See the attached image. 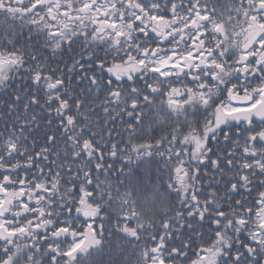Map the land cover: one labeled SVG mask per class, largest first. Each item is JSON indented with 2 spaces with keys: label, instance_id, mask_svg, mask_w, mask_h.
I'll return each instance as SVG.
<instances>
[{
  "label": "snow or ice",
  "instance_id": "obj_1",
  "mask_svg": "<svg viewBox=\"0 0 264 264\" xmlns=\"http://www.w3.org/2000/svg\"><path fill=\"white\" fill-rule=\"evenodd\" d=\"M153 155L170 210L114 215L105 157ZM0 205L26 264H74L113 218L122 264H264V0H0Z\"/></svg>",
  "mask_w": 264,
  "mask_h": 264
},
{
  "label": "trees",
  "instance_id": "obj_2",
  "mask_svg": "<svg viewBox=\"0 0 264 264\" xmlns=\"http://www.w3.org/2000/svg\"><path fill=\"white\" fill-rule=\"evenodd\" d=\"M238 2V0H237ZM233 43H236L234 38ZM187 131V130H186ZM160 134V133H158ZM110 147V146H109ZM99 155V154H98ZM135 155L132 159L135 160ZM105 160L114 164L115 171L112 174L109 182L105 184V190L111 188L113 196L112 208L120 213L121 208L124 207V200H128V205L131 207L132 202H135V207L138 204H151L152 206L167 209L169 204L166 197L160 193L154 203H146L147 198L153 191V187L163 191V186L166 180L165 166L163 160L158 156L143 157L134 163H129L124 160L106 156ZM124 187L121 188L120 185ZM131 193L128 196V193ZM119 193V195H117ZM163 197V198H162ZM101 206L107 207V201ZM2 207V205H0ZM77 226L80 221L76 220L75 216L72 218ZM72 221H69L71 223ZM117 221L113 218L110 222L105 221L104 229L99 237L101 243L98 246L92 247L90 251L84 253H78L76 255L74 264H122L126 250L131 249L133 241L130 238L124 236L116 227ZM96 229H99L97 224ZM13 237H18L16 244L12 245L11 240ZM7 239L10 246L13 248V253L18 250H23L24 256L20 261V264H26L28 259V249L32 246L30 238L20 231L9 232L2 225H0V240ZM240 242L243 243L246 240V235L241 234L239 237ZM62 246L68 247V243L64 242V238H60ZM72 238H68V242H71ZM179 243V240H177ZM237 245L236 247H238ZM146 250L143 245L139 247L138 254L143 255ZM191 254V253H190ZM43 260V258H41Z\"/></svg>",
  "mask_w": 264,
  "mask_h": 264
},
{
  "label": "clouds",
  "instance_id": "obj_3",
  "mask_svg": "<svg viewBox=\"0 0 264 264\" xmlns=\"http://www.w3.org/2000/svg\"><path fill=\"white\" fill-rule=\"evenodd\" d=\"M170 209H161L155 206H152L151 204L145 205V204H138L136 206V211L140 215V217L144 220L145 223L152 220H160L163 219L166 215V213ZM114 215H119L120 213L117 210L111 209Z\"/></svg>",
  "mask_w": 264,
  "mask_h": 264
},
{
  "label": "flooded vegetation",
  "instance_id": "obj_4",
  "mask_svg": "<svg viewBox=\"0 0 264 264\" xmlns=\"http://www.w3.org/2000/svg\"><path fill=\"white\" fill-rule=\"evenodd\" d=\"M240 33H241V29L237 28V29H236V34H237L238 37H239V42L242 44L243 40L246 39V37L248 36V34L250 33V31L248 32L247 36H245V35H241Z\"/></svg>",
  "mask_w": 264,
  "mask_h": 264
},
{
  "label": "water",
  "instance_id": "obj_5",
  "mask_svg": "<svg viewBox=\"0 0 264 264\" xmlns=\"http://www.w3.org/2000/svg\"><path fill=\"white\" fill-rule=\"evenodd\" d=\"M251 35H252V33H250L247 38H249Z\"/></svg>",
  "mask_w": 264,
  "mask_h": 264
}]
</instances>
